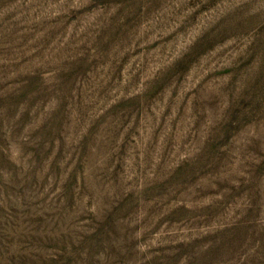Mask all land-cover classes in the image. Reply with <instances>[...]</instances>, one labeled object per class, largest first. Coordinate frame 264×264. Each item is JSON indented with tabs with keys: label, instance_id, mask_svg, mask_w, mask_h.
I'll return each mask as SVG.
<instances>
[{
	"label": "rangeland",
	"instance_id": "374dc122",
	"mask_svg": "<svg viewBox=\"0 0 264 264\" xmlns=\"http://www.w3.org/2000/svg\"><path fill=\"white\" fill-rule=\"evenodd\" d=\"M0 264H264V0H0Z\"/></svg>",
	"mask_w": 264,
	"mask_h": 264
}]
</instances>
